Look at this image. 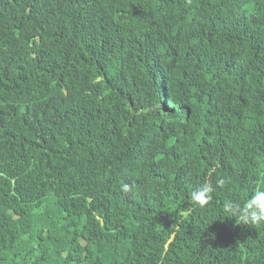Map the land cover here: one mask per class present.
Instances as JSON below:
<instances>
[{
    "label": "trees",
    "instance_id": "1",
    "mask_svg": "<svg viewBox=\"0 0 264 264\" xmlns=\"http://www.w3.org/2000/svg\"><path fill=\"white\" fill-rule=\"evenodd\" d=\"M262 189L264 0H0V264H264Z\"/></svg>",
    "mask_w": 264,
    "mask_h": 264
},
{
    "label": "clouds",
    "instance_id": "2",
    "mask_svg": "<svg viewBox=\"0 0 264 264\" xmlns=\"http://www.w3.org/2000/svg\"><path fill=\"white\" fill-rule=\"evenodd\" d=\"M228 182V177H221L216 180L215 187L212 183H202L193 189L190 195V201L196 206L204 207L213 199L216 187L222 188ZM123 187L125 191L128 190L126 184ZM226 206L232 216L237 217L243 224H264V189L257 190L246 201H228Z\"/></svg>",
    "mask_w": 264,
    "mask_h": 264
}]
</instances>
